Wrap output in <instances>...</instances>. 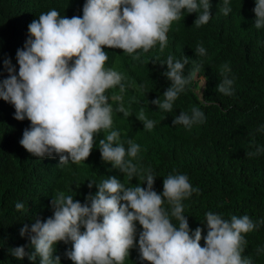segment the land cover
Wrapping results in <instances>:
<instances>
[{"label": "clouds", "instance_id": "9594fccd", "mask_svg": "<svg viewBox=\"0 0 264 264\" xmlns=\"http://www.w3.org/2000/svg\"><path fill=\"white\" fill-rule=\"evenodd\" d=\"M82 17L68 18L52 9L41 13L28 25V39L16 52L18 73L9 59L4 60L8 76L0 81V100L15 109L14 119L30 121L20 145L36 158H59V164L85 161L97 144L95 137L107 132L99 140L102 160L118 169L127 182L103 176L88 182L92 191L85 203L73 195L57 192L51 199L53 215L43 221L36 219L17 234L29 243L10 250L21 264H252L243 256L247 241L245 234L258 229L264 221L254 222L248 215L231 216L208 211L205 213L207 233L203 227L193 231L184 215L183 201L199 193L186 174L169 173L163 178V192L154 190L156 175L151 167L137 161L141 147L129 139L127 148L120 133L111 130L113 114L131 116L123 104V97L114 109L107 90L119 86L128 78L125 66L106 67L109 59L104 48L120 49L125 57L139 60L152 50L163 51L168 33L189 30V35L207 24L218 8L210 0H82ZM215 9V10H214ZM220 11L227 16L232 8L230 0H223ZM254 26L264 27V0H255ZM193 18L188 26L180 25L182 17ZM182 26V27H181ZM118 53V51H117ZM196 54L205 56L206 50L197 45ZM187 57L167 56L160 63L161 77L171 82L159 98L151 103L171 112L173 103L192 80L198 87L199 99L206 78L197 76L201 68L195 66L187 76ZM125 70V71H124ZM227 63L221 66L222 82L218 92L233 95L234 77ZM137 120L146 130L156 121L149 119L143 108ZM204 113L196 107L191 114L180 112L173 125L191 128L202 124ZM258 131H264V127ZM264 151L256 147L249 157ZM139 177L135 186L131 181ZM146 184V187L141 186ZM165 202L170 206L166 209ZM17 211L25 208L15 204ZM175 220L177 223H173ZM83 229V232L81 231ZM204 239V246L200 241ZM202 242V241H201ZM262 250L257 249V254Z\"/></svg>", "mask_w": 264, "mask_h": 264}, {"label": "trees", "instance_id": "16d2710c", "mask_svg": "<svg viewBox=\"0 0 264 264\" xmlns=\"http://www.w3.org/2000/svg\"><path fill=\"white\" fill-rule=\"evenodd\" d=\"M210 5L218 9L207 24L187 36L189 30L184 28L169 32L163 51L155 49L139 60H131L120 49H103L109 55L106 67L121 71L124 65L129 76L122 81L124 92L119 86L106 92L114 109L121 101L110 97L118 95L131 113L125 117L114 111L111 130L119 131L125 148L129 139L140 145L134 162L153 169L157 193L163 192V178L173 170L188 176L199 193L183 201L184 215L192 231L202 226L206 233L208 211L228 220L233 215H248L254 222L264 221V151L253 157L247 155L256 147L264 149V131H258L264 127V27L254 26L255 0H230L232 11L227 16L220 11L223 0H210ZM82 8V0H0V81L8 76L5 59L18 73L16 52L28 39V25L34 19L52 9L68 18L82 17ZM193 15L187 13L180 25L188 26ZM197 45L205 48V56L196 54ZM169 55L187 57L185 76L199 65L197 76L205 77L206 83L199 99L192 80L173 103L172 111L165 112L151 102L157 98L162 102L163 93L171 86L160 71V63ZM225 63L231 69L229 75L235 78L231 96L223 95L216 87L222 82L220 68ZM193 107L204 113L202 124L191 128L173 125L180 112L190 115ZM141 108L156 121L150 131L137 120ZM14 115V107L0 100V264H21L10 250L29 240L17 234L24 224L31 227L37 218L43 221L53 215L51 199L57 192L73 195L83 204L85 197L92 195L88 182L103 176L127 182L126 176L101 158L98 142L107 132L101 131L95 137L97 144L88 159L63 165L55 155L36 158L20 145L30 121H17ZM137 183H141L139 177L131 181L133 186ZM17 202L24 203V210H16ZM165 207L170 210L166 202ZM245 239L242 255L251 258L252 264H264V223L245 234ZM257 249L262 251L257 254Z\"/></svg>", "mask_w": 264, "mask_h": 264}]
</instances>
